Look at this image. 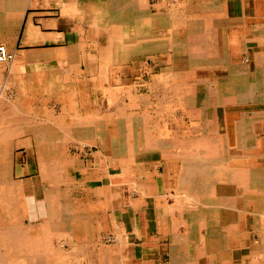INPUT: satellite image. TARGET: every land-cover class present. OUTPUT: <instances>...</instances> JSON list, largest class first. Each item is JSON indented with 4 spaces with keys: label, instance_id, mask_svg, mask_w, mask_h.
<instances>
[{
    "label": "bare ground",
    "instance_id": "obj_1",
    "mask_svg": "<svg viewBox=\"0 0 264 264\" xmlns=\"http://www.w3.org/2000/svg\"><path fill=\"white\" fill-rule=\"evenodd\" d=\"M28 1L0 0V41H4L9 45L7 49L13 55L12 61L1 62L0 64H14L16 61V56L12 53L13 40L17 36L24 11L26 10L25 4ZM158 1L157 5L150 6L149 0H104L95 3L93 7L97 14L100 38L103 41L101 44L96 43L95 47L100 54V56H97L98 59L102 65H105L103 67L104 76L108 77L107 70L109 67L111 69L117 66L120 67L128 62L134 66V75L138 74L137 71L144 67V63L138 59L139 55H157L153 69L149 71L150 74L158 72V69L164 63L168 66L163 68L159 72L160 74L152 78L150 97H143L135 89L127 88L125 80H122L121 77L115 79L118 86L116 88L112 86V88L107 90L108 95L103 102L105 107L98 112L104 115L109 122L114 121L116 123L117 133H105L103 139L105 142L102 143V147L103 149L107 147L108 143L105 138L110 140L111 148H108L111 149L112 160L125 161L126 165L128 164V168H132L134 160L137 158H146L149 157V154L156 153H158L160 159L170 165L169 167H172V164L180 165L181 163L180 166L178 165L180 172L179 190L185 194L184 196L187 199V205L184 207V204H182L184 207L182 213L185 236L181 240H176L177 237L175 235L172 240L174 247L182 246V249L185 250L187 259L182 264H264V170H253L247 166H237V169H232L233 166L231 167L232 160L243 156H237L240 152L246 154V158H250V161L258 159L251 157L253 154L248 156V150L252 145H255V141L243 139V147L238 148L240 147L238 146L236 148L233 140H225L226 135V137H231L229 134H224L223 140L218 139L221 143H218L217 139H213L211 133H216L217 128H219L215 122L217 120L214 118L216 106H212L211 99L199 106L196 99L195 86L192 84L188 85L186 82L181 84L176 74L180 70L179 66L185 65L187 62L188 64L191 63L192 66H199L201 62H206L208 65L213 66H225L230 63L229 53L227 54L229 48L227 49L222 45V40L227 36L228 28H233L243 22L242 1H228L227 4H224L222 0H185L181 8L176 7L175 9L172 0ZM198 12L199 22L195 20ZM37 34V31L31 26L28 38L32 40ZM238 37L240 36L238 35ZM208 39L211 43L208 42ZM194 40H197L198 44H194ZM193 41L194 43H192ZM189 42H191L190 47L188 46ZM243 43L245 44V42ZM161 54L167 55L166 60H160ZM33 61L31 59V62ZM236 73L238 71L233 69L231 82L229 81L230 83L226 86V105L235 101V103L239 102L245 105L248 101L253 100L252 94L254 90L247 84H243L241 79L239 81L243 85L234 88L235 83H237L236 79H238L240 74ZM11 86L12 83L8 82V88ZM259 87L260 85L258 89ZM217 91L218 89L212 91L210 88L209 92L207 91L208 98L212 94L218 93ZM9 95L7 86H5L0 94V264H42L47 255H52L54 263L59 264V257L62 255H58L55 250L51 251L47 240L50 232H53L54 229L57 228L67 233V230H71L74 224L68 218L65 220L66 217L74 213L72 211L74 208H64L65 215L60 202L61 198L67 197L68 186H75L77 158L71 157V151L61 150V146L64 143L71 141L72 134L68 133L69 135H63L61 138L58 133H54V130L58 129L59 125H51L52 123L49 125L47 123L48 126L46 125V127L32 120H22L25 115L24 112L28 115L32 111L24 104L18 105L14 103ZM152 98L157 103L154 109L150 107ZM98 101V99H95L93 103L97 104ZM176 106L178 108L181 107L185 113H189L190 122L192 124L195 122V125H197L193 130L201 132V139L199 137H197V140L176 139L175 135L179 134V130L182 127L180 122L175 125L170 124V127L168 126L169 132L167 131V134H165V136H168V140L166 138L159 139L158 136L156 141L153 137L149 138L147 131L157 130L154 121L166 115L170 116ZM70 108L65 110L66 114L82 116V113H84V115H90V117L99 116L96 110L86 111L82 108L79 111L73 105ZM12 112L16 114L13 115ZM20 114L24 115L20 116ZM246 115L240 114L235 123V131L245 130L247 132L250 129L252 130L253 124L262 118H249L251 115L248 117ZM230 118L231 116L226 113V120ZM225 124H228V122H225ZM173 127L178 128L174 130ZM171 137L173 138L170 140ZM99 139L102 140L101 137ZM57 140H60V142L54 145ZM222 142L224 144L228 142L231 146L219 149ZM154 143L158 144L157 148L150 152L149 147L152 148ZM191 144L195 146L203 145L201 147L203 149L196 148V150L192 151L188 147ZM215 144L219 145V147H216L218 150H215ZM21 147L31 149L35 157L34 172L37 171L39 175L33 178L32 182H19L14 180L12 176L15 171L13 159L16 157L18 148ZM211 152L219 153L221 157L219 168L216 171L219 174V181L215 178L218 181L215 183L208 181V177L213 176L212 171L215 170L212 169V160L209 159ZM200 157L206 162V167L210 168L209 171L206 170L207 168L204 170L203 168H200L201 170L197 169L198 166L204 165H198ZM106 158L108 157L106 156ZM262 159H264V154ZM118 163L116 162L115 165H118ZM169 167H167V170H169ZM29 169L33 172L32 167H29ZM196 169L200 172L198 173ZM19 172L20 170L18 169ZM199 174L202 177L204 175L208 179L205 177L201 179ZM167 175V172L161 175L162 186H164V189H174L177 183L166 182L168 179ZM112 177L115 176L112 174ZM45 183L48 184L46 185L48 189L43 188ZM119 184L120 180L112 178V186ZM93 191L98 193V187H94ZM207 194L210 198H208ZM29 196H31V199L48 198L50 216L47 221L38 222V224L36 223L33 226L26 225L30 217L29 212L32 209L27 211L25 207L30 205V203V207L33 206V202L27 201ZM142 196L144 195L142 194ZM201 196H207L206 202L205 198L203 202L200 201ZM157 197L158 200H161L160 193ZM239 199L242 200L241 205ZM5 208L8 209L7 214L4 212ZM168 209L164 208V213L159 216L163 222L167 220ZM247 213H251L255 218L254 224L258 239L251 254L246 257L240 255L241 259L237 262L235 253L241 250V254H243L244 248L241 242L237 247H234L233 243L237 239L241 240L240 214ZM94 217H97L98 221V216ZM34 227L38 233L37 237L32 236ZM59 227H62V229ZM169 227L173 230L171 223ZM172 233L174 234L173 231ZM178 250L179 248L173 249L174 260L172 264H180L178 263L179 258L176 260L178 256L175 258V252L176 255L177 253L180 255Z\"/></svg>",
    "mask_w": 264,
    "mask_h": 264
},
{
    "label": "crops",
    "instance_id": "obj_2",
    "mask_svg": "<svg viewBox=\"0 0 264 264\" xmlns=\"http://www.w3.org/2000/svg\"><path fill=\"white\" fill-rule=\"evenodd\" d=\"M29 1L25 4L26 10L24 9L20 28L13 40L12 53L15 54L16 61L14 64H0V94L7 86L10 99L14 103L24 104L30 108L32 112L28 113L29 116L25 112V115L20 114V116L24 115L22 120H32L41 126H48L51 123V125H59L54 133H58L61 138L63 135H69L68 133L72 134L71 141L64 143L62 149L60 147L63 151H71V157L77 158L75 186L68 197L60 200L63 214H65L64 208H74V213L65 218V220L69 218L74 223L71 230L67 228V234L72 241L71 245L65 246V249L71 250L72 245L77 249V264H172L173 249L183 247H174L170 235L158 220L156 199L159 195L161 175L165 173L166 168L144 164H134L132 168H128L126 164L112 166L102 153L104 152L102 143L105 142L103 139L108 130L109 120L98 112L105 107L103 102L108 95L107 90L112 86L117 87L115 79L121 77L122 80L132 83L136 89H140L168 66L164 63L153 75H149L147 67H144L136 76L134 66L127 63L121 65V69L119 66L112 69L109 67L108 77L104 76L105 65H102L98 59L97 56L100 54L95 47V44H101L102 40L97 14L93 8L95 3L104 0ZM242 6L243 22L240 27L235 26L236 31L242 36L239 33L233 34L229 39L230 63L225 66H213L201 62L199 66H192L187 62L179 66V69L182 70L180 73L185 82L195 86L199 106L206 103L210 88L218 89V93L210 97L211 104L223 108L231 116L228 120L226 114L224 116L225 122H228L226 124L228 129L222 132L223 134L228 133L232 138L235 137V123L241 113L236 109L241 106L247 109L242 115L247 114V117L251 115L249 118L262 117L253 124L252 130L247 131L245 136L252 137L255 141V145L248 150L249 153L264 154V0H248L245 4L242 1ZM31 26L38 33L32 40L28 38ZM0 43L7 45L6 42ZM31 59L34 61L31 62ZM233 69L238 71L236 74L240 73L234 88L247 84L254 90L253 100L248 101L249 104L235 103L236 101L227 105L225 103V90L227 84L231 82ZM8 82L12 83L9 88ZM95 99L101 101L95 104L93 103ZM72 105L79 111L82 108L86 111L96 110L99 116L90 117L84 113L82 116L66 114L65 110L71 109ZM12 114L16 113L12 112ZM178 135L185 140L195 137L187 122L183 123ZM100 137L102 140L99 139ZM59 142L60 140L55 141L54 145ZM87 151L88 154L85 153ZM23 153H29L25 159L19 156ZM97 153L102 154L100 159L95 156ZM13 160L14 180L27 183V181L32 182L31 180L39 175L37 171L33 173L29 169V167L33 168L35 163L31 149L18 148ZM111 173L115 177H112ZM112 178L125 182H120L118 188L112 187ZM131 182L141 184L146 194L144 201L141 199V193H130ZM46 185L48 184L45 183L44 189H48ZM94 187H98V193L93 191ZM28 200L33 202L32 207H30L31 203L27 206L28 210L33 209L29 212L28 222L36 224L47 221L50 216L48 198L31 199L29 196ZM128 200H133L129 203L133 209L130 210L129 221L125 227L120 226L117 230L119 240L116 235L117 240L109 245L107 236L111 233L110 216L114 218L113 214L121 212L128 214ZM95 215H98V221ZM93 226L96 227L93 229Z\"/></svg>",
    "mask_w": 264,
    "mask_h": 264
},
{
    "label": "rangeland",
    "instance_id": "obj_3",
    "mask_svg": "<svg viewBox=\"0 0 264 264\" xmlns=\"http://www.w3.org/2000/svg\"><path fill=\"white\" fill-rule=\"evenodd\" d=\"M223 2H224V4H227V2L228 1H231V2H233V1H243V3L245 4V3H247L248 2V0H222ZM158 0H150V4L151 5H153V6H155V5H157L158 4ZM172 3H173V6H174V9L177 7V8H181V6L185 3V0H172ZM180 3V4H179ZM212 6V5H211ZM238 17V16H237ZM195 20H198V22L200 21L199 20V12L197 13V18L195 17ZM242 23H239L237 26H239L240 27V25H241ZM221 26H222V24H221ZM239 33V35L240 36H242V34L240 33V32H237L236 31V28L235 27H231V28H228V32L226 33L227 34V36L222 40L223 42H222V45L225 47V48H230V41H229V39H231L232 38V36H233V34H238ZM229 34V35H228ZM231 36V37H230ZM210 39V38H209ZM208 39V42L209 43H211V41ZM212 39V38H211ZM228 40V41H227ZM194 41H195V43H194ZM192 43H194V44H198V41L197 40H194ZM202 41H203V39H202ZM0 42H3L4 43V41H0ZM203 42H205V41H203ZM202 42V43H203ZM101 43H103V41L101 42ZM201 43V42H200ZM2 43H0V45H1ZM228 44V45H227ZM2 45H5V44H2ZM5 46H7V45H5ZM188 46L190 47L191 46V42H189L188 43ZM8 47V46H7ZM196 47V46H195ZM121 52H122V50H120ZM192 51H194V50H192ZM229 53V49L227 50V54ZM229 56V55H228ZM166 58H167V55L166 54H161L160 55V60H166ZM138 59L140 60V61H142L143 63H144V67H147V69H148V74L149 75H153V74H150L149 73V71L151 70V69H153V66H154V64H155V62H156V59H157V55L156 54H152V55H139L138 56ZM191 59V58H190ZM129 63V62H128ZM152 63V64H151ZM144 67H142L141 69H144ZM140 69V70H141ZM140 70H138L137 71V73L139 72L140 73ZM180 72H182V70H179L178 72H176V74H177V78H179V81H180V83L181 84H183L182 82H184L185 83V79H184V77L181 75L182 73H180ZM136 76H137V74H136ZM117 83V82H116ZM125 84H126V87L127 88H131V89H135V91H137L138 93H139V95H142L143 97H150V91H151V89H150V85H151V81L150 82H148V84L147 85H145V86H141L140 87V89H136V87H134V86H132V83H130V82H128L127 80L125 81ZM129 84V85H128ZM186 84H188V83H186ZM188 85H191V84H188ZM117 86H118V84H117ZM211 90L212 91H215V90H217V89H213V88H211ZM137 92H136V94H137ZM215 99V98H214ZM208 101H210V98H207V102ZM151 105H150V107L152 108V109H154L155 107H156V100L154 99V98H152L151 99ZM212 102H213V100H212ZM151 109V110H152ZM240 114H242L243 112H245L247 109H246V107L245 106H241L239 109H236ZM214 112V111H213ZM225 110L223 109V108H220L219 106H216V109H215V119L217 120V121H215L216 122V124H217V126H219V128H217V134L216 133H211L212 134V138L213 139H221V140H223L224 139V136L226 135V134H228V133H226L225 135L223 134L224 132H226V130L228 129L227 127H226V124H225V119H224V116H225ZM174 118H175V120H174ZM159 120H155L154 121V125L157 127V130H155V131H152V130H148L147 132L149 133L147 136L149 137V138H151V137H153L154 138V140L156 141L157 140V136L159 137V139L161 138V139H164V138H166L167 140H168V136L166 135L165 136V134H167L166 132L168 131L169 132V130L167 129L168 128V126L170 127V124H176L177 122H180V124L181 125H183V123L184 122H187V124H189V129H190V131L191 132H193L194 134H195V137H191L190 139H195V140H197L198 138L197 137H199V139H201V132H196V131H194L193 130V128H195V126L197 127V125H195L196 123L195 122H193V124L190 122L191 121V119H190V116H189V113H185V111H183L182 110V108L181 107H177L176 106V108H175V110L174 111H172L171 113H170V116L168 115H166V116H163L162 118H158ZM160 120H162V121H160ZM189 122V123H188ZM109 124H110V126L108 125V130H107V132H106V134H115V133H117V126H116V123L114 122V121H111V122H109ZM259 125H257V127H258ZM187 127V126H186ZM174 128V130H176L178 127H173ZM172 128V129H173ZM172 129H170V130H172ZM240 131V132H239ZM223 132V133H222ZM238 132V133H237ZM235 131V137L234 138H232V137H226L225 136V140L227 141V139L229 140V139H231V140H233V142H234V144H235V147L237 148L238 146H240V147H238V148H242L243 147V144H242V141H243V139H248V140H252V138L251 137H247V136H245V134L247 133L245 130H243V131H241V130H238V131ZM223 134V135H222ZM197 135V136H196ZM220 135V136H219ZM241 135V136H240ZM164 136V137H163ZM176 137V139H178V138H180V136L177 134V135H175ZM217 136H219L218 138H217ZM241 138H240V137ZM203 137V136H202ZM216 137V138H215ZM244 137V138H243ZM173 137H171L170 138V140L172 139ZM105 140H106V142L108 143L106 146V148H104L103 149V151L104 152H102V153H104L108 158H106V160L112 165V166H114L115 164H116V162L118 163V161H119V163H118V165H123V164H126V162L125 161H122V160H117V161H114V160H112V158H111V154H112V152H111V149H109V148H111L110 146H111V143H110V140H107L106 138H105ZM216 140V141H217ZM230 140V141H231ZM235 140H237V141H235ZM250 140V141H251ZM241 141V142H240ZM249 141V142H250ZM218 143H221L219 140L217 141ZM241 143V144H240ZM157 145L158 144H155L154 143V145H153V147L151 148V147H149V151L151 152V150H154L155 148H157ZM223 145V146H222ZM222 145H220V147H219V145L217 144H215L214 146H215V150H218L216 147H219V149L221 148V147H225V148H227L228 146H231L228 142H226L225 144L222 142ZM233 145V144H232ZM203 145H197V146H195L194 144H191V145H189L188 147L189 148H191L190 150H192V151H194V150H196V148L198 149V148H200V149H203V148H201ZM109 147V148H108ZM103 148V147H102ZM91 149H89V151H90ZM239 152V151H238ZM86 154H88V151L87 152H85ZM16 154H17V152H16ZM29 153H23V154H20L19 156H21V158L22 159H25V156L26 155H28ZM93 154V153H92ZM248 156H251V154L252 153H249L248 152ZM31 156H32V154H30ZM100 155H102V154H100V153H97L95 156L96 157H98L99 159H100ZM109 155V156H108ZM241 155H243L245 158L247 157L246 156V154H243V153H241L240 152V154H237V156L239 157V156H241ZM262 155L263 154H258V153H254L251 157H255V158H258L257 160H249L250 158H244L243 156V158H244V160H243V158L242 157H239L238 159H236V160H232V162H231V167H232V169H237V166H239V167H241V166H247L249 169L251 168V169H253V170H259V171H263L264 170V159H262ZM23 156V157H22ZM102 158V157H101ZM241 158V159H240ZM209 159H211L212 160V169H215V170H213L212 171V175L213 176H210V177H205L204 175H203V177L201 176V174H199V176H201L200 178L202 179V178H207L208 179V181H210V182H218L219 181V174H217L216 173V171L218 170V168H219V162L221 161L220 159H221V157H220V154L219 153H214V152H211L210 153V155H209ZM35 162V161H34ZM200 162V163H199ZM202 162V163H201ZM192 163H194V162H192ZM215 163V164H214ZM218 163V164H217ZM136 165V164H144V165H146V166H149V165H154V166H163L164 168H166L165 169V172H167L168 173V175H167V177H168V179H167V181L166 182H170V183H173V182H175V183H177L176 184V187L174 188V189H171V190H169L170 188H168V189H164L163 187L164 186H162V180H161V184H160V187H159V193H160V195H161V200L159 199L158 200V197H157V212H158V220H159V222L160 223H162L163 224V226H164V229L165 230H167V232H168V234L170 235V238H171V242H173V240H172V238H173V236H175L176 235V237H177V239L176 240H181V239H183V237L185 236V226H184V219H183V210L182 209H184V207H185V205H187V199H186V196H184L185 194H183V192L181 191V190H179V184H180V180H179V174H180V172H179V168H178V165L176 164V165H171L172 167H169L170 165L167 163V162H165L163 159H160L159 158V156H158V153H156V154H149V157H146V158H137L136 160H134V163H133V165ZM201 164H204L203 166H198L197 167V164H196V167H197V169L198 170H201L200 168H203V170L204 169H206L207 171H209L210 170V168H208V167H206V162L204 161V159H201V157H200V159H198V165H201ZM214 164V165H213ZM128 165V164H127ZM166 165V166H165ZM180 165H181V163H180ZM179 165V166H180ZM194 165V164H193ZM216 165V166H215ZM35 166V165H34ZM34 166H33V172H34ZM115 166H117V165H115ZM175 166V167H174ZM251 166V167H250ZM167 167H169V170H167ZM205 167V168H204ZM196 169V170H197ZM115 170H117V169H115ZM197 170V172L199 173L200 171H198ZM112 171V170H111ZM112 174V173H111ZM215 176H218V177H215ZM214 178V179H213ZM215 178L216 179H218V181L217 180H215ZM206 179V180H207ZM121 183L123 182H125V180H123V181H120ZM119 183V182H118ZM120 183V184H121ZM141 185V184H140ZM140 185H138L137 184V182L135 183V182H131L130 184H129V191H130V193L132 194L133 192H138V193H141V194H143L144 196H142V200L144 201V199L143 198H145V191L142 189V187L140 186ZM169 185V184H168ZM167 185V186H168ZM120 185H114V186H112V187H116V188H118ZM122 186V185H121ZM74 188V186L72 185V186H68V190H67V192H68V194H67V197L69 196V194L71 193V190ZM173 188V187H172ZM164 189V190H163ZM167 191V192H166ZM165 193V194H164ZM181 193V194H180ZM159 196V195H158ZM163 196V197H162ZM207 196H208V198H210V196L207 194ZM207 196H201V199H200V201H202L203 202V199L205 198V202H206V198H207ZM182 199H181V198ZM180 198V199H179ZM184 199H186V200H184ZM140 200V199H139ZM181 200V201H180ZM141 201V200H140ZM142 201V202H143ZM180 201V202H179ZM131 202H133V200H128L127 201V205H128V207H129V213L128 214H122V212L121 213H115V214H113L115 217L114 218H112V216H110L111 217V219H110V225H109V228L111 229V233H110V236L107 238V242H108V244L109 245H111V244H113V242L116 240V238L117 237H119L118 235H117V230L120 228V226L121 227H125V225H126V223L129 221V216H130V210H131V207H130V205H129V203H131ZM239 202H240V205H241V203H242V200L241 199H239ZM143 204H144V202H143ZM163 204V205H162ZM182 204H184L183 206H182ZM158 206H159V208H161V209H159L158 208ZM177 206V207H176ZM198 206V205H197ZM182 207V208H181ZM164 208H169L168 210L169 211H167V212H169V214L167 215V220H166V222H163L162 221V218L160 217L159 218V216H161L162 215V213H164L163 212V210H164ZM72 209V208H71ZM25 210H28L27 209V207H25ZM165 210H167V209H165ZM250 210V209H249ZM31 211H33V209L31 210ZM72 211H74V209H72ZM131 211H133V210H131ZM4 212H6V214H7V212H8V209L7 208H5V211ZM25 212V211H24ZM166 212V213H167ZM175 213V214H174ZM177 214V215H176ZM177 217H176V216ZM25 216H27V214H25ZM96 216V215H95ZM98 216V215H97ZM253 215L251 214V213H247V214H240V219H239V225H240V235H241V240L240 239H237V241L235 242V243H233V245H234V247H237V246H239L240 245V242H241V245L243 246V251H242V253L243 254H241V250L240 251H238V252H236L235 253V259L237 260V262H239V260L241 259V256L242 257H246L248 254L250 255L251 254V251H253L254 250V247H255V243H256V241H257V239H258V234H257V232H256V229H255V224H254V221H255V218H254V216L252 217ZM69 219V218H68ZM59 220H60V217H59ZM69 221H72V220H69ZM181 222V223H180ZM170 223H171V225H173V230L169 227V225H170ZM38 224V223H37ZM26 225L28 226V225H34L33 223H29L28 221H27V223H26ZM113 225V226H112ZM246 225V226H245ZM37 226V225H36ZM203 227H205V228H207L206 226H203ZM59 228H61L62 229V227H59ZM95 228V226H93V229ZM114 228V229H113ZM168 228V229H167ZM170 228V229H169ZM71 229H72V227H71ZM174 232V234L172 233V231ZM179 230H180V232H179ZM33 233H32V236H34V237H37L38 236V233H37V230H36V228L34 227V229H33ZM54 231H55V233H54ZM54 231L53 232H50V235L48 236L49 237V239L47 240V244L49 245V248H50V250L51 251H53V250H55L57 253H58V255H62L61 257H59L60 258V263L59 264H77V262H78V260H77V249L76 248H74L73 247V245H72V249L71 250H66L65 249V246L66 245H71V241H72V239L69 237V235L67 234V233H65L64 231H62V230H60V229H54ZM62 231V232H61ZM112 235V236H111ZM116 235H117V237H116ZM114 239V240H113ZM54 241V242H53ZM57 242V243H56ZM182 250V251H181ZM178 252H180V255H178V253H177V255H176V252H175V258H176V260H178V258H179V260H178V263H180V264H182V263H184V261L187 259V257H186V254H185V250L184 249H180L179 248V250H178ZM241 255V256H240ZM71 257H73L72 259H71ZM42 264H55L54 263V257L52 256V255H47L45 258H44V261L42 262Z\"/></svg>",
    "mask_w": 264,
    "mask_h": 264
},
{
    "label": "built area",
    "instance_id": "obj_4",
    "mask_svg": "<svg viewBox=\"0 0 264 264\" xmlns=\"http://www.w3.org/2000/svg\"><path fill=\"white\" fill-rule=\"evenodd\" d=\"M13 60V55L9 53L5 45H0V63Z\"/></svg>",
    "mask_w": 264,
    "mask_h": 264
}]
</instances>
